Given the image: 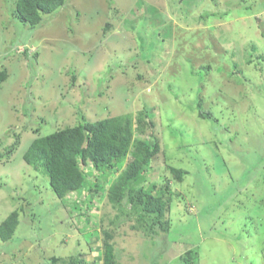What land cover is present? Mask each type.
<instances>
[{"label": "rangeland", "instance_id": "obj_1", "mask_svg": "<svg viewBox=\"0 0 264 264\" xmlns=\"http://www.w3.org/2000/svg\"><path fill=\"white\" fill-rule=\"evenodd\" d=\"M14 9L0 0V221L18 211L0 264H103L104 230L117 264H180L188 249L264 264V0H65L35 25ZM123 114L131 149L83 167L95 190L58 198L22 158L37 136ZM137 140L159 143L140 185L163 189L166 230L108 197Z\"/></svg>", "mask_w": 264, "mask_h": 264}, {"label": "trees", "instance_id": "obj_2", "mask_svg": "<svg viewBox=\"0 0 264 264\" xmlns=\"http://www.w3.org/2000/svg\"><path fill=\"white\" fill-rule=\"evenodd\" d=\"M65 0H15L14 13L23 22L35 25L41 21V14H51L61 7ZM7 77L5 69H0V82ZM209 112L198 111L202 118H208ZM133 139L132 119L130 115H114L94 121L81 122L74 126L59 128L45 135L37 136L22 154L24 161L48 178L49 185L58 198L69 191L81 193L89 186L84 166L92 165L101 171L106 167H120L131 149ZM159 143L137 140L134 142V154L125 168L113 180L109 187V199L121 205L133 204L132 209L139 212L143 219L152 214L155 222L163 230L168 222L165 213L169 202L163 198V189L152 184L143 188L144 172L156 155ZM176 181H181L187 173L182 168L170 167ZM156 190L158 194L152 192ZM18 224V211L12 210L0 221V239L9 240ZM152 221H148L150 226ZM102 243L103 264H117L111 234L104 230ZM195 250L188 249L180 258V264H197ZM71 257L68 264H87L83 259ZM47 264V263H45Z\"/></svg>", "mask_w": 264, "mask_h": 264}]
</instances>
